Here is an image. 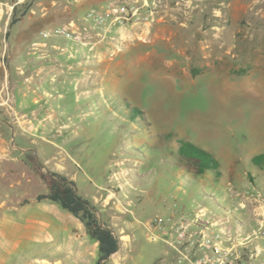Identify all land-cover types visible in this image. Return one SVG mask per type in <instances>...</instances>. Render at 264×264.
I'll return each instance as SVG.
<instances>
[{
  "label": "rangeland",
  "instance_id": "rangeland-1",
  "mask_svg": "<svg viewBox=\"0 0 264 264\" xmlns=\"http://www.w3.org/2000/svg\"><path fill=\"white\" fill-rule=\"evenodd\" d=\"M180 139L219 167L195 173ZM260 153L264 0H0V217L26 228L4 264H97L83 222L37 199L50 171L119 236L104 264H179L181 226L264 259Z\"/></svg>",
  "mask_w": 264,
  "mask_h": 264
},
{
  "label": "trees",
  "instance_id": "trees-1",
  "mask_svg": "<svg viewBox=\"0 0 264 264\" xmlns=\"http://www.w3.org/2000/svg\"><path fill=\"white\" fill-rule=\"evenodd\" d=\"M16 20H13L15 22ZM171 136V135H168ZM178 153L195 173L202 175L208 169H217L219 161L206 149L189 140L180 139ZM257 165H264V153L252 158ZM41 178L47 183V190L37 196L39 201L50 200L79 218L87 234L98 243L97 264L104 262L120 247V238L111 227L101 224L96 206L89 199L78 193L74 180L55 171L42 173Z\"/></svg>",
  "mask_w": 264,
  "mask_h": 264
},
{
  "label": "built area",
  "instance_id": "built-area-1",
  "mask_svg": "<svg viewBox=\"0 0 264 264\" xmlns=\"http://www.w3.org/2000/svg\"><path fill=\"white\" fill-rule=\"evenodd\" d=\"M96 20L99 23L105 22L103 15H97ZM59 32L67 33L65 30H59ZM43 34L48 35V33ZM160 221L162 223L163 220L160 219ZM174 248L179 253V264H264V259L259 258L257 253L258 249L245 257L240 248H229L217 239L206 237L201 241L197 233L195 236L185 226L178 228Z\"/></svg>",
  "mask_w": 264,
  "mask_h": 264
},
{
  "label": "crops",
  "instance_id": "crops-1",
  "mask_svg": "<svg viewBox=\"0 0 264 264\" xmlns=\"http://www.w3.org/2000/svg\"><path fill=\"white\" fill-rule=\"evenodd\" d=\"M9 211V207H7ZM5 217H9L8 219L10 220L11 223V230L9 231L10 228H7V231L4 232L3 235H0V264H4L5 261V252L4 248L8 246V244L12 243V238L9 239V236H17L19 239L25 237L26 235V228L25 224L17 218H12L10 213L2 214L0 217V227H1V222L2 219ZM1 229V228H0Z\"/></svg>",
  "mask_w": 264,
  "mask_h": 264
},
{
  "label": "water",
  "instance_id": "water-1",
  "mask_svg": "<svg viewBox=\"0 0 264 264\" xmlns=\"http://www.w3.org/2000/svg\"><path fill=\"white\" fill-rule=\"evenodd\" d=\"M99 217H100V221H101V224L103 225L104 224V222H103V220H102V217L99 215ZM110 229H113L112 227L110 228ZM114 230V229H113ZM103 264V263H102Z\"/></svg>",
  "mask_w": 264,
  "mask_h": 264
}]
</instances>
